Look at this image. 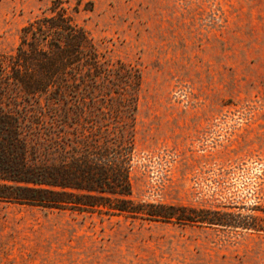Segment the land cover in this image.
<instances>
[{"label":"rangeland","instance_id":"374dc122","mask_svg":"<svg viewBox=\"0 0 264 264\" xmlns=\"http://www.w3.org/2000/svg\"><path fill=\"white\" fill-rule=\"evenodd\" d=\"M53 1L0 0V55ZM61 1L109 81L95 100L69 95L83 112L26 100L40 123L23 161L120 144L130 193L101 195L165 216L0 200V264H264V0Z\"/></svg>","mask_w":264,"mask_h":264},{"label":"trees","instance_id":"16d2710c","mask_svg":"<svg viewBox=\"0 0 264 264\" xmlns=\"http://www.w3.org/2000/svg\"><path fill=\"white\" fill-rule=\"evenodd\" d=\"M105 81H109L107 72L102 71L94 46L72 21L61 0L53 1L48 13L20 29L14 53L0 55V200L110 215L165 216L142 210L124 198L110 200L101 195L108 192L123 197L130 193L126 152L120 144L101 150L93 139L90 144L95 150H88L82 140L78 142L82 149L79 147L71 165L29 167L23 161L27 152L24 135L34 132L40 123L34 113L40 106L26 100H63L51 109L64 116L70 111L83 112L79 103L69 105L65 100L69 95L79 99L80 93L95 100L94 93ZM90 90L94 91L91 95ZM62 121L68 126L74 123L65 118L55 122L60 125ZM85 122L90 123L77 121ZM80 126L84 137L87 126ZM64 129L60 126L57 133L63 135L68 131ZM59 152H68L64 143Z\"/></svg>","mask_w":264,"mask_h":264}]
</instances>
